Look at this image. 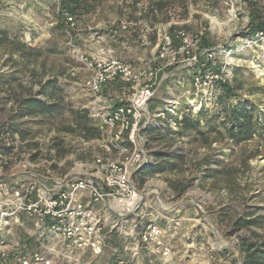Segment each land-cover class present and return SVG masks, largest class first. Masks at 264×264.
<instances>
[{
    "label": "built area",
    "instance_id": "1",
    "mask_svg": "<svg viewBox=\"0 0 264 264\" xmlns=\"http://www.w3.org/2000/svg\"><path fill=\"white\" fill-rule=\"evenodd\" d=\"M67 20L68 27L76 25L69 14ZM131 25L122 22L121 27ZM144 26V39L151 31L157 34L154 60L147 66L121 59L108 46L88 53L73 49L86 74L82 90L87 98L80 108L96 123L100 136L90 140L77 136L71 143L77 141L81 150L91 146L90 160H75L62 177L54 176L51 168L59 165V158L53 135L35 140L38 146L32 152L44 154L41 158L21 153L28 141L17 134L7 142L9 151L0 153V264H203L206 244L212 259L215 251L239 243L244 230L234 231L232 222L230 240H224L206 208L207 202L227 206L225 189L212 194L198 188L177 197L167 181L149 184L163 173H154L141 185L135 181L143 167L156 163L158 152L184 160L188 156L187 136L176 133L179 125L173 121L166 130L158 120L166 111L150 110L172 73L190 74L186 111L196 113L203 105L215 106L219 84L232 82L236 65L231 57L219 63L217 48L200 47L202 33L172 30L171 22ZM88 37L93 45L105 43V33L99 30L88 32ZM256 38L264 43L263 31ZM168 103L174 109L180 98ZM152 128L174 141L159 139L158 134L152 137ZM200 151L205 155V148ZM11 163L21 172L3 178ZM189 204L195 215L184 217ZM226 256L230 260L233 254Z\"/></svg>",
    "mask_w": 264,
    "mask_h": 264
},
{
    "label": "rangeland",
    "instance_id": "2",
    "mask_svg": "<svg viewBox=\"0 0 264 264\" xmlns=\"http://www.w3.org/2000/svg\"><path fill=\"white\" fill-rule=\"evenodd\" d=\"M157 1L92 0L93 9L72 16L76 25L68 27V12H60V0H0V28L7 31L11 39L20 40L30 48L41 50L39 53L27 51V58L20 59L21 63L14 66L6 63L5 49H0V153L7 147V142L13 139V135L4 132L5 126H2L9 121L17 105L7 90L9 84L18 93L21 87L27 91L30 86L32 91H38L41 80L56 77L58 82L55 95L52 97L50 90L46 97H39L50 101L63 97L65 103L75 109L80 108L87 98L82 90L86 74L81 70L82 66L73 49L88 53L101 46H108L123 60L139 66L150 65L154 60L157 34L156 31H151L144 39V24L154 28L160 23L171 22L172 30L184 28L190 32L202 33L200 47L217 48L219 63L231 57L236 67L244 69V76L247 78L245 88L264 84V74H260L264 72V43L256 36L246 37L250 25L248 1L163 0L166 2L164 9L155 13L151 6ZM259 1V5L264 8V0ZM210 19L214 22L210 23ZM122 22H131L133 25L123 29ZM93 30L105 33V43L93 45L89 42L88 32ZM111 34L116 35V38ZM15 58L19 60L18 55ZM251 61L257 68L252 66ZM187 73L186 70H175L150 104V110L161 108L166 111L165 116L158 119L167 126L166 130L173 125L175 117L183 113L184 109H189L187 104L190 96L187 90L191 91L192 86L190 74ZM241 93L243 97L259 104L260 110H264V96H249L245 89ZM173 98H180V103L174 109L168 103ZM167 108L173 111H168ZM24 120H29L24 127L31 132L24 139L28 143L25 148L20 149L21 153H31L38 146L35 140L48 135H53L54 142L60 144L58 150L56 149L59 165L51 168L54 176L62 177L75 160L91 159L92 147L79 149L77 141L75 144L71 143L77 136L63 130L71 120L69 112L57 114L46 121H40L39 118ZM155 131L157 130L154 128L150 130L152 137L157 135ZM258 140L259 138L254 137L251 141L235 144L218 139L212 146H207L194 141L192 136H187L188 156L184 164L154 178L149 184L167 181L177 197L198 188L212 194L225 189L230 198L227 206L217 208L210 202L206 204L210 216L222 229L223 239L230 240L228 230L233 220L244 212L255 210L258 215L263 216L262 225L252 227L251 231L254 233L242 229L244 231L240 238H248L251 242H264V137ZM201 148H205V155L201 153ZM64 150L65 153H62ZM49 155L46 152V156ZM43 156L44 154H33L31 159ZM79 156L81 159H77ZM208 167L224 171L220 175L205 179V170ZM19 168L17 164L11 163L4 168L3 178L10 179L11 174L21 172ZM153 175L145 167L136 174L135 181L141 185L144 179L150 180ZM195 212V208L189 204L184 217L193 216ZM179 236L181 234L177 237ZM240 242L241 239L228 250L215 251L212 259L206 244L201 254L203 264H243L244 253L240 249ZM176 246L181 248L182 242L178 241ZM227 252L233 254L230 260L227 259Z\"/></svg>",
    "mask_w": 264,
    "mask_h": 264
},
{
    "label": "trees",
    "instance_id": "3",
    "mask_svg": "<svg viewBox=\"0 0 264 264\" xmlns=\"http://www.w3.org/2000/svg\"><path fill=\"white\" fill-rule=\"evenodd\" d=\"M218 1V0H208ZM249 9V32L246 37L256 36L258 31L264 33V8L259 4L260 1L246 0ZM165 3L163 0H158L152 4V12H159L164 9ZM94 7L92 0H60V12L63 14L68 12L69 17L80 12H89ZM5 49L7 55L6 63L18 66L20 59L27 58V51L41 52L35 48H30L24 42L16 39H11L8 32L0 28V49ZM18 55L19 60L15 56ZM18 71V70H16ZM34 72L32 71V74ZM16 79V78H13ZM57 78L51 77L40 82L39 90L32 91L30 88L26 91L21 87L18 93L12 89L11 84L8 85V91L11 97L16 102V107L10 115L9 121L5 122L4 132L15 136L16 134L21 139H26V135L30 133V129L24 127L29 120L26 118H36L40 121L51 120L57 114L69 112L71 120L63 130L67 133H72L76 136L83 137L87 140L94 139L100 136V130L96 123L88 116L86 110L81 108H73L68 103L64 102L63 97L54 99L53 101L39 97H46L49 91L52 92V97L55 95V87H57ZM247 78L244 76L242 67H233V78L231 83H220L218 92L215 98V108L212 110L202 108L193 113L190 110L184 109L182 118L175 117L174 122L179 125V130L176 132L179 136H189L194 141L207 146L218 139L231 141L235 144H242L259 138L260 141L264 137V110H260L259 104L254 103L248 97H243L242 91L247 90L249 96H264V84L245 88ZM188 105V104H187ZM170 130V127H168ZM159 139H167L166 141L173 142L174 137L169 134H161L157 131ZM60 144L55 143L58 150ZM9 151V147H5L1 153ZM64 150L62 153H65ZM60 152V150H59ZM58 152V153H59ZM81 157L79 156V158ZM184 164L182 156L174 153L158 152L156 163L153 166L147 167L150 174L171 172L181 167ZM222 169H212L210 167L205 170V179L212 178L223 173ZM145 180V179H144ZM142 181V183L144 182ZM141 183V184H142ZM262 217L257 214V211L249 210L238 216L233 221V230L238 231L246 229L251 231L252 227L262 225ZM254 233V231H251ZM240 249L244 253L243 264H264V242H251L248 238H241Z\"/></svg>",
    "mask_w": 264,
    "mask_h": 264
},
{
    "label": "crops",
    "instance_id": "4",
    "mask_svg": "<svg viewBox=\"0 0 264 264\" xmlns=\"http://www.w3.org/2000/svg\"><path fill=\"white\" fill-rule=\"evenodd\" d=\"M106 32H108V31H106ZM145 264H147V262H145Z\"/></svg>",
    "mask_w": 264,
    "mask_h": 264
},
{
    "label": "water",
    "instance_id": "5",
    "mask_svg": "<svg viewBox=\"0 0 264 264\" xmlns=\"http://www.w3.org/2000/svg\"><path fill=\"white\" fill-rule=\"evenodd\" d=\"M143 168H145V167H143Z\"/></svg>",
    "mask_w": 264,
    "mask_h": 264
}]
</instances>
